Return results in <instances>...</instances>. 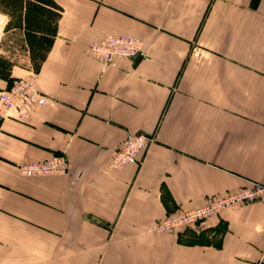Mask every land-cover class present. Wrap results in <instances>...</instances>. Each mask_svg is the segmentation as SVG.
<instances>
[{
    "label": "crops",
    "instance_id": "crops-1",
    "mask_svg": "<svg viewBox=\"0 0 264 264\" xmlns=\"http://www.w3.org/2000/svg\"><path fill=\"white\" fill-rule=\"evenodd\" d=\"M54 1L62 11L37 70L0 11L11 77L35 74L47 97L27 123L0 117V264H264V194L151 230L264 185V0ZM117 33L149 43L146 55L104 67L89 44ZM130 132L151 138L139 162L109 167ZM58 153L67 174L18 167Z\"/></svg>",
    "mask_w": 264,
    "mask_h": 264
},
{
    "label": "built area",
    "instance_id": "built-area-1",
    "mask_svg": "<svg viewBox=\"0 0 264 264\" xmlns=\"http://www.w3.org/2000/svg\"><path fill=\"white\" fill-rule=\"evenodd\" d=\"M149 47V43L136 36L117 33L107 34L100 40L92 41L88 50L104 67H116L119 63L133 62L137 56H145ZM46 103L47 97L38 89L35 74L16 77L6 89L0 91V117L27 123L32 114ZM150 141L151 138L145 135L128 133L121 146L113 153L109 167L119 169L128 164L138 163ZM70 166L65 153L18 164L21 173L27 177L67 174ZM263 194L262 184H253L237 192L218 194L202 206L189 210H175L155 220L151 224V230L167 232L192 227L236 203L249 202Z\"/></svg>",
    "mask_w": 264,
    "mask_h": 264
},
{
    "label": "trees",
    "instance_id": "trees-1",
    "mask_svg": "<svg viewBox=\"0 0 264 264\" xmlns=\"http://www.w3.org/2000/svg\"><path fill=\"white\" fill-rule=\"evenodd\" d=\"M0 11L13 17L9 24L12 31L16 34L18 30L23 31L32 68L37 70L51 47L62 8L54 0H0ZM16 34L12 37L17 45L10 47L11 53H15V49L23 50L24 44ZM16 63V59L0 54V77L8 79L9 85L14 79L11 67Z\"/></svg>",
    "mask_w": 264,
    "mask_h": 264
},
{
    "label": "water",
    "instance_id": "water-1",
    "mask_svg": "<svg viewBox=\"0 0 264 264\" xmlns=\"http://www.w3.org/2000/svg\"><path fill=\"white\" fill-rule=\"evenodd\" d=\"M140 57H141V56H137V57L135 58V61L139 60V59H140Z\"/></svg>",
    "mask_w": 264,
    "mask_h": 264
}]
</instances>
